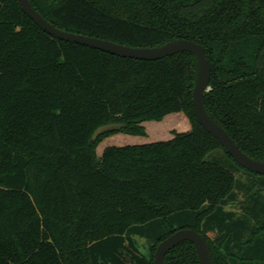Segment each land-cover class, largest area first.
Wrapping results in <instances>:
<instances>
[{"label": "trees", "instance_id": "obj_1", "mask_svg": "<svg viewBox=\"0 0 264 264\" xmlns=\"http://www.w3.org/2000/svg\"><path fill=\"white\" fill-rule=\"evenodd\" d=\"M29 1L73 33L133 47L180 38L203 45L207 114L264 161V0ZM197 70L188 51L144 60L55 38L18 0H0V264H153L158 243L182 228L206 239L214 264H251L239 248L257 238L255 261L264 264V195L237 173L263 186L264 175L240 166L198 121ZM172 113L190 128L98 155L104 138L146 136L145 122ZM108 123L122 127L93 140ZM216 150L230 163L209 159ZM240 191L258 225L225 208L240 206ZM164 264L200 261L184 240Z\"/></svg>", "mask_w": 264, "mask_h": 264}, {"label": "water", "instance_id": "obj_2", "mask_svg": "<svg viewBox=\"0 0 264 264\" xmlns=\"http://www.w3.org/2000/svg\"><path fill=\"white\" fill-rule=\"evenodd\" d=\"M21 10L27 14L42 30L55 38L79 43L96 48L114 55L131 57L144 60H156L177 52L188 51L195 55L198 62L197 76L192 91V102L194 112L200 124L213 135L233 159L246 170L264 175V161L248 156L222 126L217 124L204 108L203 96L209 89L210 64L206 57L205 48L200 43L188 39H175L155 47H133L120 44L107 39L88 36L80 33H73L60 29L47 21L30 3L29 0H18ZM120 123H108L99 126L93 133L95 140L101 133L112 130H119ZM188 240L194 244L200 264H214L209 254L206 239L197 231L191 228H182L160 241L154 252L153 264H164V257L167 252L181 241Z\"/></svg>", "mask_w": 264, "mask_h": 264}, {"label": "rangeland", "instance_id": "obj_3", "mask_svg": "<svg viewBox=\"0 0 264 264\" xmlns=\"http://www.w3.org/2000/svg\"><path fill=\"white\" fill-rule=\"evenodd\" d=\"M146 130L148 131V135L146 136H135V135H129L125 134L122 132H118L115 134H112L106 138H104L98 145L97 147V153L98 155L101 154L102 150L109 145H133V144H143L151 141H155L156 139L153 138L154 136L159 139L163 138L169 139L172 138L173 131L176 132H184L187 131L190 128V124L188 119L181 113H172L167 117L166 119L164 118L160 122H155V121H149L144 123ZM211 160H217L219 163L227 165L229 162V159L223 154L221 150H216L212 154L209 155L208 157ZM237 176L241 178V181L243 182H251L253 184L254 190L257 192V194H260L263 196L264 195V186L256 181L255 179H250L246 177L244 174L237 173ZM249 180V181H248ZM244 192V191H243ZM242 191H240L237 201L239 202V207L234 206L233 203L225 205V208L227 210H234L236 213L239 214V216H242L244 219V222L247 224H255L258 225L259 223V218L258 217H252L251 214L249 213L250 209V204L248 203L250 200V194H246L244 192L243 194ZM250 193V192H249ZM252 199V198H251ZM252 204V203H251ZM232 210V211H233ZM249 214V215H248ZM250 220V221H249ZM249 226V225H248ZM251 227H249L250 229ZM249 230H246L243 235L241 236L242 239H247L249 237ZM209 236H214V232H209ZM138 244L140 249L145 252L146 251V243L144 240L137 238ZM240 254H243L244 256H249L257 259L259 257L261 252V244L258 242L257 238L252 244H248L244 246L243 248H239ZM239 254V253H238ZM241 255V256H243ZM257 256V257H256ZM252 260L251 264H256L257 261Z\"/></svg>", "mask_w": 264, "mask_h": 264}, {"label": "crops", "instance_id": "obj_4", "mask_svg": "<svg viewBox=\"0 0 264 264\" xmlns=\"http://www.w3.org/2000/svg\"><path fill=\"white\" fill-rule=\"evenodd\" d=\"M167 117H169V115H168V116H166V117H165V119H166ZM146 133H147V135H148V131H147V130H146ZM153 138H155L156 140H162V139H163V138H160V137H159V139H158V138H157V137H155V136H154Z\"/></svg>", "mask_w": 264, "mask_h": 264}]
</instances>
